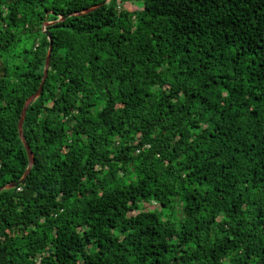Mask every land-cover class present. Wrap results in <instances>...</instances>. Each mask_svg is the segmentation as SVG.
Returning <instances> with one entry per match:
<instances>
[{"label": "trees", "instance_id": "obj_1", "mask_svg": "<svg viewBox=\"0 0 264 264\" xmlns=\"http://www.w3.org/2000/svg\"><path fill=\"white\" fill-rule=\"evenodd\" d=\"M45 22L0 264H264V0H0V188Z\"/></svg>", "mask_w": 264, "mask_h": 264}, {"label": "water", "instance_id": "obj_2", "mask_svg": "<svg viewBox=\"0 0 264 264\" xmlns=\"http://www.w3.org/2000/svg\"><path fill=\"white\" fill-rule=\"evenodd\" d=\"M95 8L96 7H92V8L86 9V10L82 11L81 13H75V15H80V14H83V13H87V12L93 11ZM47 15H48V13L46 14V18H47ZM70 15H72V14H68L67 16H70ZM65 17H60L57 21H63L65 19ZM49 24H50V22H45V23L42 24V32L46 36V38L49 40V46H48V49H47V52H46L44 66H43L42 78H41L40 84H39L38 89L36 90V92L34 94H32L29 98H27L26 101L24 102L22 110H21V114H20V117H19V120H18V123H17L18 134H19V137H20V139L22 141V144H23V146L25 148V151H26V154H27L28 165H27V168L25 170V173H24L23 177L18 182L7 184L4 187L0 188V191L3 190V189L15 188L19 184H22L24 182V180H25V177L29 173V171H30V169H31V167H32V165L34 163V156H33L32 152H31V150H30V148H29L28 144L26 143V140H25V138L23 136L22 124H23V120L25 118V113H26L27 107L35 99H37L40 96V94L42 92V89H43V84H44L45 79L47 77V72H48V68H49V61H50V56H51V51H52V44H51V41L49 39V34L45 30V28Z\"/></svg>", "mask_w": 264, "mask_h": 264}, {"label": "rangeland", "instance_id": "obj_3", "mask_svg": "<svg viewBox=\"0 0 264 264\" xmlns=\"http://www.w3.org/2000/svg\"><path fill=\"white\" fill-rule=\"evenodd\" d=\"M124 9L127 10H136L139 9V3L137 1H126V3L123 5ZM32 41H28L27 44H22V47L25 45L26 47H30L31 46Z\"/></svg>", "mask_w": 264, "mask_h": 264}]
</instances>
